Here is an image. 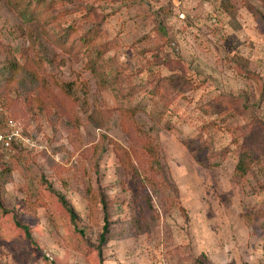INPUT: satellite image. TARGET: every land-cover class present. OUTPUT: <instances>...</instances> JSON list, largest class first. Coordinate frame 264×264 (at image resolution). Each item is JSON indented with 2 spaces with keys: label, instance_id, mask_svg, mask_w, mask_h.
<instances>
[{
  "label": "rangeland",
  "instance_id": "374dc122",
  "mask_svg": "<svg viewBox=\"0 0 264 264\" xmlns=\"http://www.w3.org/2000/svg\"><path fill=\"white\" fill-rule=\"evenodd\" d=\"M16 1L0 264H264V0Z\"/></svg>",
  "mask_w": 264,
  "mask_h": 264
},
{
  "label": "built area",
  "instance_id": "2783aa9c",
  "mask_svg": "<svg viewBox=\"0 0 264 264\" xmlns=\"http://www.w3.org/2000/svg\"><path fill=\"white\" fill-rule=\"evenodd\" d=\"M13 144L28 149L40 146L37 140L25 134L20 121L7 112L0 100V154L8 158L14 151Z\"/></svg>",
  "mask_w": 264,
  "mask_h": 264
},
{
  "label": "trees",
  "instance_id": "16d2710c",
  "mask_svg": "<svg viewBox=\"0 0 264 264\" xmlns=\"http://www.w3.org/2000/svg\"><path fill=\"white\" fill-rule=\"evenodd\" d=\"M23 1H25V2H23ZM39 1L40 0H36L37 3H39ZM16 2L17 3L15 5V7L18 10V12L20 13L21 17L25 20H31V18L34 17V15L36 16L41 11H43V8L41 9V6H39V5L37 6V4H35L34 7H32V6L30 7V0H17ZM70 31H71V29L69 31L65 32L64 36H61V39H62V45L61 46H63V44L68 41V39H67L68 34L67 33H69ZM168 60L169 59H166L164 61V64L169 63ZM246 75L252 76V74L249 72H246ZM1 102H2V100H1ZM2 104H3V106H5V104L3 102H2ZM122 116L126 117L125 114ZM13 147H14V150H16L17 147H19V146H16L13 144ZM247 156H248V153L246 151H244V150L240 151L239 156L237 158V162L234 166V171H236L238 173H243L245 171V167H246L245 159ZM69 212H71V209H69ZM102 227H103V231L100 234V243H104L105 239H106L105 233L107 231V227H105L104 225Z\"/></svg>",
  "mask_w": 264,
  "mask_h": 264
}]
</instances>
